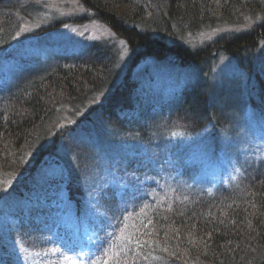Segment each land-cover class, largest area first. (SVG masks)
I'll return each mask as SVG.
<instances>
[{
	"label": "trees",
	"instance_id": "obj_1",
	"mask_svg": "<svg viewBox=\"0 0 264 264\" xmlns=\"http://www.w3.org/2000/svg\"><path fill=\"white\" fill-rule=\"evenodd\" d=\"M78 1L125 43L130 65L143 59L153 65L128 70L103 101L75 118L72 111L76 116L114 78L108 68L115 54L102 41L79 55L38 62L0 86V217L12 219L3 228L15 242L0 236V264H264V158L244 161L231 187L203 184L199 171L251 130L247 109L255 123L264 120V64L249 56L264 41V0ZM33 7L0 0V72L43 36L21 33ZM248 18L259 19L249 31L203 47L181 43L188 33ZM219 53L238 59L244 84L233 72L209 75ZM154 69L189 82L155 104L148 87ZM50 164L60 178L48 177ZM112 176L130 181L124 190L108 187ZM52 186H61L72 204L60 207ZM24 191L29 199L17 206ZM88 191L99 200V224L109 235L98 242L105 230L94 226L100 234L91 245L99 249L79 256L83 243L69 247L83 233ZM62 207L71 219L52 221Z\"/></svg>",
	"mask_w": 264,
	"mask_h": 264
},
{
	"label": "rangeland",
	"instance_id": "obj_2",
	"mask_svg": "<svg viewBox=\"0 0 264 264\" xmlns=\"http://www.w3.org/2000/svg\"><path fill=\"white\" fill-rule=\"evenodd\" d=\"M27 1H32L34 7L30 12V17L24 18L22 20L23 23L21 26V33H31L32 35L39 34L43 36H39L38 38L34 37L31 40L32 42L25 44V46L21 48L20 52L14 56L15 58L5 65L4 69H2L0 72V86L12 85L18 77H21V75L24 74V72L30 71L36 67L38 62L50 64V61L57 57L64 55H79L87 46L95 42L102 41L104 45L112 47V51L115 54V62L111 63L108 68V70L111 69L109 72H111V74L113 72L114 74V78L110 84L111 86L109 85L102 87V91L96 94L93 99L88 98L89 100L86 101L84 105L78 110L76 116L74 111H72V115L70 112H68V110L65 111V113H63V117L67 119V122L71 123V119L67 114H70L74 118L79 115L81 116L83 115L82 110L90 108L92 106L91 103L94 105L95 103H100L103 101L109 95L112 87L119 84L124 79V77H126L128 70H131V68L132 71L135 72L143 69L146 65H153L150 59H143L135 65H130V54L126 49L127 47L125 46V43L118 39L117 36H115L106 25L94 20L91 16V12L86 10L78 0ZM258 20L259 19L248 18L238 24L230 26H218L208 30L188 33L184 38H182L181 43L183 45L191 46L192 48L203 47L205 45H209L218 37L239 33L241 31H249L253 28L254 23ZM37 42H40V44L37 45ZM249 56H251L253 60H256L257 62L259 61L256 64H264V41L260 42L255 51L250 53ZM186 70L188 69H183V72H186ZM153 72L152 78L149 80L150 86L148 87L151 89L150 93H153L154 95L152 99H154L153 103L155 104H160L162 101L164 102L170 100V97H172L177 89L180 88V85L183 86L189 82L183 77L177 76V74H173L172 72L163 74V71L159 69H154ZM209 72V75L212 77H215V75L226 74L227 72H233L238 77H241V82L243 84L245 80H247V73L238 65V59L236 57L225 56L222 53H219L216 58H212V64L210 65ZM245 113L247 115V119L251 120V130H244L242 134L243 139H237V142L232 147V149L228 150L229 153L225 156H222L218 162H216V164L203 163L199 167V171L202 172V176L200 175V177L203 184L205 179L212 184L213 188L216 186L231 187L234 185L237 176H239L240 167L244 161L264 158V120L259 118L260 121L257 120V123H255L252 118V111L247 109ZM246 136L247 138H245ZM76 139V141L79 140V138ZM70 142H74V139ZM31 155L32 154L29 155V158ZM90 155H92V159L95 158L93 153ZM92 159L90 158V160ZM118 167L120 173H123L124 165L121 167L119 165ZM47 170L49 172L48 177L51 179L60 178L58 174L60 168L50 164V167H48ZM178 172V170L175 171L176 174ZM123 174L126 173L124 172ZM169 175H171V173ZM128 176L130 179L134 177V181L137 179L136 176ZM156 178H158L157 175H155V179ZM130 179L112 176V178L109 179L108 187H115L117 184L122 190H124L126 187L123 184L126 183L127 180L130 181ZM150 179L152 178L150 177ZM89 180H91V178H89ZM60 189L61 186H52L51 191L55 192V200L60 201L61 207L63 206V203L66 204L68 201L66 200V191L64 193L62 189ZM98 190L99 192L96 193L95 191V194L100 196L101 190L100 188ZM87 193L88 196L85 197V206L83 207V213L86 215L83 224L84 229L82 230L83 233L81 236H76V240L71 243L73 245L69 247V249H74V244L78 243L79 245V243H83V246H78L77 248V253L79 256H85L88 253L95 254V252L99 249L98 247L94 248V246L91 245L92 243L96 242L100 234L96 231H93V227L98 226L103 231L106 229H103L101 224H99L103 217V212L98 205L99 200L95 201L92 196V192L89 193L88 191ZM24 194V198L21 202H17V206L29 199V192L27 191ZM34 197L36 196L32 195L30 199H34ZM34 201L37 202V197ZM68 204L71 205L72 203L68 202ZM33 205H36V203ZM26 206L29 207V205ZM117 207L121 206L117 204ZM60 209L61 211L59 210L58 214H53L50 219L52 221L61 219L64 221H67V219L70 220L73 216L71 213L69 216L68 212L70 211H67L66 209V213H64L63 207ZM112 214V217H116L115 215L117 212H112ZM2 215V217H0V236L3 239H8V242H11L14 239L10 238L11 236L9 235L10 233L8 230L7 233L4 232L3 225L6 229L12 223V219L7 217V213ZM104 219L108 220L107 218ZM108 224H112V222L110 221ZM125 228L126 226L124 227V231ZM108 235L109 232L105 230L103 235L101 234V236L98 238V242ZM15 256H17V254ZM76 263V260H73L71 264Z\"/></svg>",
	"mask_w": 264,
	"mask_h": 264
}]
</instances>
